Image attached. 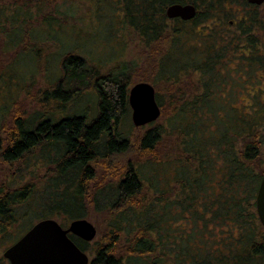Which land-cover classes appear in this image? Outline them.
<instances>
[{
    "label": "trees",
    "instance_id": "obj_1",
    "mask_svg": "<svg viewBox=\"0 0 264 264\" xmlns=\"http://www.w3.org/2000/svg\"><path fill=\"white\" fill-rule=\"evenodd\" d=\"M76 1L0 0L7 44L35 70L21 74L25 97L0 108V239L17 221L35 220L24 233L43 218L65 227L91 212L93 240L68 233L89 264H264L255 202L264 1ZM174 3L193 4L195 15L168 17ZM98 32V41L127 32L135 57L106 68L86 47L65 46ZM55 33L65 40L59 53ZM51 57L59 73L50 72V87L32 88ZM142 81L153 85L160 114L136 126L128 92ZM5 171L28 178L13 185Z\"/></svg>",
    "mask_w": 264,
    "mask_h": 264
},
{
    "label": "water",
    "instance_id": "obj_2",
    "mask_svg": "<svg viewBox=\"0 0 264 264\" xmlns=\"http://www.w3.org/2000/svg\"><path fill=\"white\" fill-rule=\"evenodd\" d=\"M264 0H248L249 3L261 4ZM196 13L193 4H170L166 8L168 17L191 19ZM131 119L140 126L157 119L160 107L155 99V90L148 82L133 84L128 92ZM256 210L264 227V173L256 195ZM72 233L86 241H91L97 234L95 225L87 218L71 220L66 227L52 217L43 218L26 230L15 242L6 247L2 256L9 264H89L86 251L80 249L68 236Z\"/></svg>",
    "mask_w": 264,
    "mask_h": 264
},
{
    "label": "rangeland",
    "instance_id": "obj_3",
    "mask_svg": "<svg viewBox=\"0 0 264 264\" xmlns=\"http://www.w3.org/2000/svg\"><path fill=\"white\" fill-rule=\"evenodd\" d=\"M76 3L79 4V8H82L85 4L81 3L80 0H77ZM81 4V6H80ZM9 10H7L6 8L3 7L2 4H0V108L5 105V108H10L11 104L13 101L15 100H22L25 96H24V92H23V88L22 85L25 84L27 82V80H23V78H21V74H27L28 71H32L31 67H32V61L30 60L29 57L24 56L21 54H15V49H11V46L7 44L8 41V37L11 38L12 34L11 33H7L10 32L9 30H11V24L8 25V23H6V20L4 18V14L6 12H8ZM18 15H20V11H18ZM20 19V18H19ZM93 27V26H92ZM125 33V32H124ZM99 32L96 34H93V39L90 38L88 39V41H84L83 39L79 38H73V40L70 43H64L65 40L62 39L61 34L60 33H55L54 35V39H52V45H56L58 47V49H52L53 51H56L55 53H59L60 51V43H64L65 46H71L72 43L78 44L80 46V48H87V50H85L89 55L92 56V58L94 59L93 61L96 62L99 59H103L102 61L104 62L103 67L106 68H113L115 67L117 64H119L120 62L124 61V60H130L133 59L135 57V46L133 43H129L126 44L125 39L129 38V35L126 34V37H124L125 39H121L119 37H112L111 41H98L101 40V38L94 40L95 38L99 37L98 36ZM123 34V33H122ZM105 41L109 44L108 46H105L104 43ZM47 44L50 43L51 41H46ZM42 44L40 45V48ZM55 48V47H54ZM2 51V52H1ZM45 50L43 49V52ZM84 51V50H83ZM57 55H55L54 58H56ZM59 59V58H58ZM54 61V62H53ZM100 62V61H99ZM41 64H46L47 69V74L48 76H45V71H36L35 73H33L32 77L33 79L31 81H33V86L32 88H34V86L36 88H41V87H50V85L52 84V80L55 79V76L57 75L58 69H57V65L58 62L57 60H53V58H48L47 61L44 59ZM98 66V65H97ZM54 69V73L55 76L53 75V73H50L52 70ZM57 70V71H56ZM35 70H33L32 72H34ZM30 72V74L32 73ZM85 100V99H84ZM31 100L26 99V103L28 105L27 107V112L32 111L34 108L32 106H34L35 104H31L30 103ZM24 104V103H23ZM87 104V101H86ZM90 104V103H89ZM92 108V106L90 107ZM72 109V108H71ZM4 111H6V109H4ZM42 172L45 170V167H42L40 169ZM7 173V179H10V181L12 182L13 185H18L20 183H22L25 179L28 178L27 174H24V176H19L17 174L16 171L13 172L14 174V178L10 177L8 175V171H5ZM13 178V179H12ZM90 222H92L98 232V228L95 222V217L94 214H92L90 212V215H88L86 217ZM35 221L34 219L32 220H27L26 222H24L23 224H21V222L19 223V221H17V224L14 226L13 230H12V235L10 237V235L5 236L4 238L0 239V256H2V253L4 251V249L6 247L9 246V244H11L13 242V240H15V238L20 237V235L23 233V231L29 227V225ZM35 223V222H34ZM21 224V226H20ZM68 225L65 224V227ZM20 226V227H19ZM8 239V240H7ZM89 258H92V255L90 253H88ZM5 264H9V261L6 259Z\"/></svg>",
    "mask_w": 264,
    "mask_h": 264
}]
</instances>
